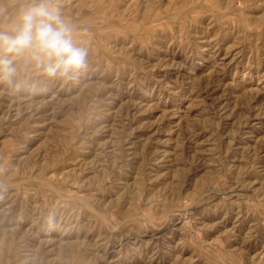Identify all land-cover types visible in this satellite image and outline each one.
I'll use <instances>...</instances> for the list:
<instances>
[{"label": "rangeland", "instance_id": "rangeland-1", "mask_svg": "<svg viewBox=\"0 0 264 264\" xmlns=\"http://www.w3.org/2000/svg\"><path fill=\"white\" fill-rule=\"evenodd\" d=\"M52 3L88 67L0 85V264H264V0Z\"/></svg>", "mask_w": 264, "mask_h": 264}, {"label": "clouds", "instance_id": "clouds-1", "mask_svg": "<svg viewBox=\"0 0 264 264\" xmlns=\"http://www.w3.org/2000/svg\"><path fill=\"white\" fill-rule=\"evenodd\" d=\"M75 25L52 0H29L16 22L0 29V85L11 86L17 62L30 58L49 77H67L87 70V49L74 43Z\"/></svg>", "mask_w": 264, "mask_h": 264}]
</instances>
